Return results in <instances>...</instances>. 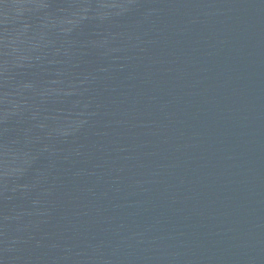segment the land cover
Instances as JSON below:
<instances>
[{
	"label": "water",
	"instance_id": "obj_1",
	"mask_svg": "<svg viewBox=\"0 0 264 264\" xmlns=\"http://www.w3.org/2000/svg\"><path fill=\"white\" fill-rule=\"evenodd\" d=\"M0 264H264V0H0Z\"/></svg>",
	"mask_w": 264,
	"mask_h": 264
}]
</instances>
